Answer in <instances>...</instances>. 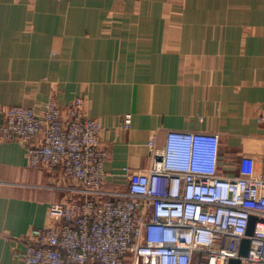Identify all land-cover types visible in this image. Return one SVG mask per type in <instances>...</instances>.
I'll use <instances>...</instances> for the list:
<instances>
[{
	"label": "crops",
	"instance_id": "obj_1",
	"mask_svg": "<svg viewBox=\"0 0 264 264\" xmlns=\"http://www.w3.org/2000/svg\"><path fill=\"white\" fill-rule=\"evenodd\" d=\"M52 96L83 97L103 125L110 189L170 129L218 133L222 173L261 176L264 0H0V126L7 108ZM77 185L0 136V264H24L25 236Z\"/></svg>",
	"mask_w": 264,
	"mask_h": 264
},
{
	"label": "built area",
	"instance_id": "obj_2",
	"mask_svg": "<svg viewBox=\"0 0 264 264\" xmlns=\"http://www.w3.org/2000/svg\"><path fill=\"white\" fill-rule=\"evenodd\" d=\"M103 129L83 97L4 111L2 139L24 143L30 166H60L78 184L79 197L53 202L48 225L25 236L15 252L24 264H264V174H223L218 133L167 130L162 147L157 138L148 143L149 167L128 170L126 187L110 189Z\"/></svg>",
	"mask_w": 264,
	"mask_h": 264
},
{
	"label": "water",
	"instance_id": "obj_3",
	"mask_svg": "<svg viewBox=\"0 0 264 264\" xmlns=\"http://www.w3.org/2000/svg\"><path fill=\"white\" fill-rule=\"evenodd\" d=\"M257 221H258L257 216L252 215L250 217V222H249V226L247 230L248 236H252L254 234L255 225ZM250 243H251V240L249 237L243 239L241 249H240V256H245L248 254ZM229 264H241V258L240 257L232 258Z\"/></svg>",
	"mask_w": 264,
	"mask_h": 264
},
{
	"label": "rangeland",
	"instance_id": "obj_4",
	"mask_svg": "<svg viewBox=\"0 0 264 264\" xmlns=\"http://www.w3.org/2000/svg\"><path fill=\"white\" fill-rule=\"evenodd\" d=\"M31 167H33V166H31Z\"/></svg>",
	"mask_w": 264,
	"mask_h": 264
}]
</instances>
